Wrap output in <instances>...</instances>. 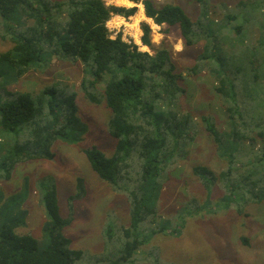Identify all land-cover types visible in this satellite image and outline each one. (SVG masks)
I'll return each instance as SVG.
<instances>
[{
  "label": "trees",
  "instance_id": "16d2710c",
  "mask_svg": "<svg viewBox=\"0 0 264 264\" xmlns=\"http://www.w3.org/2000/svg\"><path fill=\"white\" fill-rule=\"evenodd\" d=\"M129 1L141 4L145 18L156 26L177 27L184 47L202 44L192 66L178 71L167 49L154 48L145 22L140 24V41L153 54L122 41L120 34L110 38L106 22L114 16L128 19L136 14V7L108 6L103 0H0L2 36L12 44L0 53V89L7 98L0 101V128L12 134L23 132L26 138L0 159V180L8 181L19 164L53 160L54 144L65 143L81 130L77 95L68 85L50 84L37 92H13L7 87L31 67L45 70L52 59L79 63L85 73L80 89L88 102L109 110L106 129L115 142L108 157L95 147L82 151L91 170L124 195L130 207V226L119 230L118 243L110 242L114 236L107 235L109 230L104 236L111 245L108 255L93 257L72 248L64 233L75 205L86 195L82 178L75 179L66 217L60 215L52 178H42L37 188L47 220L46 246L40 248L36 238L18 233L25 220L23 214H16L0 224V264H135L150 234L163 230L151 231L153 224H160L155 220L162 182L175 160L185 157L199 126L212 138L224 162L218 173L204 165L192 167L208 197L218 188L221 200L234 206L237 214H243L247 204L264 202V0L236 5L237 9L253 6L256 11L249 18L253 21L249 29L239 26L222 4L223 18L213 20L212 8L203 6L204 0H194L202 7L200 18L192 21L177 5ZM203 73L215 82L213 91L225 112L227 130L217 128L214 116L197 119L178 108L186 93L181 83ZM183 211L186 216L194 213L190 205Z\"/></svg>",
  "mask_w": 264,
  "mask_h": 264
},
{
  "label": "rangeland",
  "instance_id": "374dc122",
  "mask_svg": "<svg viewBox=\"0 0 264 264\" xmlns=\"http://www.w3.org/2000/svg\"><path fill=\"white\" fill-rule=\"evenodd\" d=\"M103 1L108 6L136 7L135 15L141 7L132 3V6L127 7L118 0ZM152 1L156 5H177L192 21L200 18L202 6L194 0ZM240 1L248 4H253L254 1L256 4L261 3V0H204L203 6L212 8L210 17L213 20H220L224 13L219 7L221 4L225 5L226 12L236 16L239 26L244 29L252 28L253 21L249 18L253 19L256 11L253 6L237 9L236 5ZM132 17L122 19L131 23ZM146 19L142 18L138 22L139 44H135L153 54L140 41V24L145 22L150 26L154 48L167 49L178 71L184 72L192 66L202 44L184 47L177 27L157 28ZM256 28L254 39L258 38ZM117 31L124 36L125 41L134 44L133 30H128L122 25ZM3 34L0 21V53L12 47L10 40L4 39ZM178 42L182 45L180 51L176 50ZM226 47L229 46H222V49ZM84 77L81 64L73 65L52 59L45 70L31 67L25 75L7 87L13 92H37L50 84L68 85L77 95V116L81 130L74 131L73 138L65 143L58 141L54 144L53 160L19 164L8 181L0 180V224L6 218L23 214L25 226L18 229V233L30 234L38 240L39 247L44 248L47 240L43 228L47 220L40 207L37 182L45 177L52 178L56 186L60 215L66 217L67 200L75 192V179L79 177L85 184L86 195L75 205L73 220L64 233L71 239L72 248L84 250L93 257L101 254L106 256V251H110L108 248L111 245L107 244L108 240L104 236L110 230L107 235L110 234V238L114 236L110 242L118 243L119 230L130 226V207L124 195L115 192L97 177L82 151L95 147L108 157L113 154L115 146L106 129L110 112L104 105L97 106L85 99L80 89ZM181 84L186 93L178 101L179 110L192 113L197 119L201 115L214 116L217 128L220 131L227 130L225 112L213 91V78L203 73L197 77H186ZM102 87L103 85H99L98 89L101 90ZM1 91L0 89V101L3 102L7 98ZM25 139L23 132L12 134L0 128V159L12 145ZM175 161L167 171V178L162 182L156 204L155 224L160 223L159 227L153 224L151 228L152 232L159 231L160 227L163 230L152 236L151 231L148 233L149 241L138 251L135 264H264V202L247 204L243 207L244 213L237 214L234 206H229L221 200L222 193L218 188H213L208 197L201 182L192 174V167L196 165H204L214 173L224 167V162L217 156L216 145L201 126L198 127L196 138L186 147L185 157ZM185 205L192 207V215L184 214ZM243 239L246 240L245 244Z\"/></svg>",
  "mask_w": 264,
  "mask_h": 264
},
{
  "label": "bare ground",
  "instance_id": "6f19581e",
  "mask_svg": "<svg viewBox=\"0 0 264 264\" xmlns=\"http://www.w3.org/2000/svg\"><path fill=\"white\" fill-rule=\"evenodd\" d=\"M118 2H120V4H123L124 6H128V7L132 6V4L129 3V2H127L126 0H118ZM139 7H140V5H139ZM142 18H145L144 15H143V12H139V13H137V15H135L134 17L131 18V23H127V22H125L122 18H118V17H116V18H114V19L110 22V24H112L113 26L115 25V26H117L118 28H119V27H122V25H123V26L125 25V27H126L128 30H133V31H134V33H133V35H132V37H133V41H134V43L136 42V43L139 44V40H138V37H137L138 34H139L138 22H139V20L142 19ZM145 19H146V18H145ZM147 20H149V19H147ZM153 26H154V24H153ZM111 39H112V38H111ZM122 41L127 42V41H125V39L122 40ZM127 43H128V42H127ZM129 43H130V42H129Z\"/></svg>",
  "mask_w": 264,
  "mask_h": 264
},
{
  "label": "built area",
  "instance_id": "2783aa9c",
  "mask_svg": "<svg viewBox=\"0 0 264 264\" xmlns=\"http://www.w3.org/2000/svg\"><path fill=\"white\" fill-rule=\"evenodd\" d=\"M116 17H112L111 19H109L106 24L105 27L107 28L108 32L110 33V38L115 39V37L118 35V31H117V26H113L112 24H110V22ZM121 40H124V36H121ZM127 43V42H126ZM129 43V42H128Z\"/></svg>",
  "mask_w": 264,
  "mask_h": 264
},
{
  "label": "crops",
  "instance_id": "0c3cea01",
  "mask_svg": "<svg viewBox=\"0 0 264 264\" xmlns=\"http://www.w3.org/2000/svg\"><path fill=\"white\" fill-rule=\"evenodd\" d=\"M127 2H129V3H132L133 5H134V3L133 2H131V1H129V0H126ZM136 5H140L141 7L139 8V12H144L143 11V7H142V5L141 4H136ZM128 7V6H127ZM138 12V13H139ZM145 16V15H144ZM146 21L148 22V23H150V22H152L150 19L149 20H147L146 19ZM153 23V22H152ZM157 28H158V26H157Z\"/></svg>",
  "mask_w": 264,
  "mask_h": 264
},
{
  "label": "clouds",
  "instance_id": "9594fccd",
  "mask_svg": "<svg viewBox=\"0 0 264 264\" xmlns=\"http://www.w3.org/2000/svg\"><path fill=\"white\" fill-rule=\"evenodd\" d=\"M181 48H182V45L178 42V43L176 44V50H177V51H180ZM144 50L147 51V49H144Z\"/></svg>",
  "mask_w": 264,
  "mask_h": 264
}]
</instances>
